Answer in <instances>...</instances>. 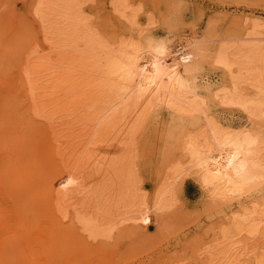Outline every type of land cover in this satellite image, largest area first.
I'll use <instances>...</instances> for the list:
<instances>
[{"label": "bare ground", "instance_id": "6f19581e", "mask_svg": "<svg viewBox=\"0 0 264 264\" xmlns=\"http://www.w3.org/2000/svg\"><path fill=\"white\" fill-rule=\"evenodd\" d=\"M87 1L34 2L41 49L22 48L3 67L13 68L14 78L0 96V116L12 123L4 133L9 160L0 191L11 183L20 192L13 214L3 217L20 229H1L0 264L31 260L24 245L28 216L38 209L48 224L39 236L46 258H61L57 249L72 248L77 236L85 262L106 264L112 249L142 233L140 219L175 208L186 174L203 191L205 217L213 222L197 242L198 264H264V18L233 17L225 32L208 30L200 38L168 31L157 37L150 27L158 20L170 31L183 25V1L148 0L153 7L143 24L141 2L108 0L110 30L85 16ZM210 64L221 72L219 82L198 85L197 73ZM10 93L18 102H8ZM216 106L239 110L246 122L223 121ZM154 131L163 140L155 168L142 165L139 150V138L146 143ZM41 152L49 161L37 160ZM36 162L39 176L27 186L26 171ZM177 258L154 264L190 261Z\"/></svg>", "mask_w": 264, "mask_h": 264}, {"label": "rangeland", "instance_id": "374dc122", "mask_svg": "<svg viewBox=\"0 0 264 264\" xmlns=\"http://www.w3.org/2000/svg\"><path fill=\"white\" fill-rule=\"evenodd\" d=\"M36 1L37 0H0V32L3 31V33L1 32V34H0V43H1L0 44L1 45L0 46V63L2 62V64H0V66L2 65V67H0V71H2V68L6 67V65H7V67H9L8 66L9 64H10V66H12V64L15 62L14 58L18 55V53H17L18 50H22V48H23L24 51L26 50V52L29 53L33 49L34 50H36L37 48H38L37 50L41 49L40 46L43 43V37L40 33V30H39L40 28L38 26V23L36 22V20L34 19V16L32 15V10H33V7H34ZM107 1L108 0H89L84 4V7L88 8L86 10L85 16H86V14L92 15L91 20L93 23L100 24L103 22L105 29L110 30L109 29L110 26L105 25V22L107 20H110L108 18L109 17L108 14H107V12H108V8L106 7ZM136 1H137V3L141 2L143 4V10L142 11H144V12H140L141 13L140 19H141V22L144 24L146 22L145 12L151 11L153 5L150 4V2L148 0H136ZM181 1H183V3H184V7L182 9V16H183L182 17L183 18L182 24L187 29L183 25H179L178 28H175L174 30L170 31L166 27H164V24H162L157 18L156 20H158V22L155 25H153L152 28L150 27V30L153 31V33L157 37L165 36L166 34H168V32H172V33H175L176 36H182L183 37V36H190L191 35V36H194L196 38H200L201 36L204 35V32H206L208 30H210V32L216 33V34L225 32L227 29L226 26H228V20L232 19L233 17L236 18V17L242 16L244 14L247 15V14L252 13L255 16H260V17L264 18V0H260V1L259 0L258 1H253V0L235 1L234 0L235 2L233 0H181ZM248 4H250V5H248ZM252 4H253V6H252ZM158 10L160 12H163L164 9H162V7L160 5L157 8V12H158ZM112 20H113V18H112ZM113 21L116 22L115 20H113ZM115 24L113 27H117V25H115ZM209 25H210V27H209ZM208 27H209V29H208ZM16 28H17V30H16ZM29 29H30V31H29ZM102 29H101V31H102ZM23 30H24V32H23ZM13 32L16 34V36H14L15 34H13ZM18 32H20V33H18ZM2 34H3V36H1ZM111 34L112 33H110V35ZM18 36H19V40L17 39ZM7 38L10 41L7 40ZM12 38H14L15 41H13ZM23 43H25V44H23ZM13 44L17 47H15ZM173 46L175 48L179 47L178 40L176 41V43L174 42ZM11 47H13V48H11ZM7 48H9V49H7ZM6 49L8 50V52ZM10 49H11V51H10ZM5 61L7 64L5 63ZM10 68H12V67H10ZM12 69L10 70L8 68V70H7L8 73L6 72V70L0 72L2 74V75L0 74V96H2L1 93H2L3 88H6L5 85L9 84V82L14 78V74H12ZM3 72L5 73L6 77L4 76ZM197 74L199 75L197 78V84L198 85H200L206 81L212 82V83L219 82V79L222 75L221 72L211 64L204 66ZM11 94L12 93L9 94L10 99H8L9 97L6 98L5 96H3L2 102L3 103L5 102V98L8 99V102H9V100L13 99L14 93L12 95ZM13 100H14V102H18L17 100L15 101V99H13ZM213 111L218 116H220L222 118V120L225 122L232 121V123H236V124L246 122V118H245L244 114L242 112H240L239 110L224 108L221 106L220 107L216 106V107H214ZM8 117H9V115L6 118V121L5 120L3 121L4 118L2 116H0V118H1L0 119V137H1L0 141L4 140L3 142H0V144H1L0 145L1 146L0 157L2 159L1 163H0V171H3L4 173L7 172L6 166L8 164V160H9V157H7L8 155L6 153V150L5 151L2 150L3 148L5 149L4 144H5L6 137H4V133H6L8 129L11 130V127H12V126H10L12 123L8 122V120H9ZM8 123H10V124L8 125ZM158 130H159V128H158ZM158 130H155V131L158 132ZM155 131L153 132L152 135L147 136L146 143H145V140L143 138H139L140 139L139 140V143H140L139 144V147H140L139 150H140L141 155L145 156V157L141 158V163H142V165H150L154 168L157 167L158 164H160V160L162 157L161 156V149H162V145H163L162 138H160L158 134L157 135L154 134V133H156ZM2 143H3V146H2ZM110 145L112 146L113 144H110ZM114 148H116V146ZM145 154H147V155H145ZM38 157H40V158H37V160H39L40 162L44 163L46 161H49V156L47 154L45 155V153H43V152L39 153ZM5 164H6V166H5ZM36 167H37V169H35ZM39 167H41L40 163H39V165H36L35 167L34 166L31 167L28 170L29 173H28V171H26V174L24 177L25 178L24 182L26 184V181H27V186H30V184L32 183V181H33L32 178L39 176V173H40V172H38L40 170V169H38ZM34 171H36V172H34ZM31 172H32V176L30 174ZM5 175L6 174H4V175L2 174V176L4 178H5ZM29 176H31V178ZM6 178L8 179L7 175H6ZM142 180H143V183L146 185V188L148 189L149 185H150V180L146 176V173H145V175L143 174ZM8 181H9V179H8ZM14 189H17V187H15V185H12L10 183L8 191H6L4 189H2V191H0V219H4L3 217H5L7 215H11L14 212L13 211L14 210V202L12 201V199H13V197H15L14 195H19V193H20V192H18V190L16 193V191ZM202 192L203 191L201 190L200 186L198 185L197 181L195 180V178L193 177L192 174L184 175L180 181V184H178V186L176 187V198H177V202L179 201V203L176 202V204L174 206L175 208H173L169 212H166L165 215L162 214L161 216H157L156 214H154V215L148 216V217L145 216V217H143L142 220L140 219V221L143 223V226H144V228L142 229V233H141V231L135 233V235H134L135 238H133L131 241H125L118 248L112 249L113 254H112V257L110 259V262L108 261L106 264H122V263L123 264H154L156 262H160V261H164V260H171V259H174L177 257H178L177 259L187 258V261H188V259H190V261H188L189 264H198V256L194 255L195 251H198V247H197L198 243L197 242H198V240L200 241V239L202 240V238L205 237L204 236L205 232L209 229V227L213 226V222H211V220H209L205 217V208L203 205L204 204V198H203ZM21 204H22V202H21ZM22 205H23L22 208H24V210H25L26 207H24V206H26V205H24V204H22ZM183 209H185V211ZM173 210H175V211L177 210L178 212H174ZM192 210H194L195 213ZM183 211H184L185 215H184ZM35 212H36V215L37 214L39 215V213H42V212H40V209H38ZM35 212H32L31 213L32 215L29 214L30 216L27 215L29 218V220H28L29 225L28 224L27 225H28V228L30 229V230L28 229L30 236H29V241L26 242V240H25L26 243L24 246H25V248H27V252H28V255H29L31 260H27V263L25 261L26 264H66V263L69 264V262L71 260H74V258H73L74 256L76 258L78 257L75 260H80V258L81 259L83 258L84 262L83 261L81 262V260H80V262L74 260L75 263H73L74 262L73 261V262H70V264L71 263L72 264H79V263L80 264H102V262H98V261L93 262V263L85 262L86 259H84V252H81V250H82L81 248L83 246H80L81 243L78 242L77 236L76 237L73 236L72 240H74L76 238L74 240L75 242H73L71 244L72 248L70 246H68V249L71 248L74 251L79 250L78 253L76 252V254H75V252L73 250H68L65 248L63 249L64 246H63L62 240H61V245L63 247L59 244V247H62V248H58L59 250L57 249V251H61L63 253V256L60 255V253H59V255L61 256V258L58 256L59 259L56 258V260H53L50 258H46L47 256L44 253H43L44 255L41 253L42 252L41 248L44 245V243H46V241L40 239L39 236H40V234H43L47 230L48 224H47L46 219L43 218V216H42L43 213H42V215L41 214L39 216L37 215V217L40 218L42 216L41 218H43V219L39 220L34 215ZM177 213H178V215H177ZM188 214H189V216H188ZM194 215H196L197 217L196 216L194 217ZM32 218H33V220H30ZM151 218H153V219H151ZM183 218H185V219L183 220ZM34 219H35V221H34ZM30 222H31V225H30ZM188 222H190L191 224ZM36 223H38V224L36 225ZM16 225L17 224H14L12 227H9V223L7 225V222L5 219H4V221L0 220V231L2 229V231H3L2 233H4V234H6L7 232H10V231H12L14 233V232H16L15 230L20 229V227L18 225L17 226ZM6 226H8V228ZM36 226H37V228H36ZM159 226H161V227H159ZM198 229H200V230H198ZM194 235L196 237L198 235V237H200V238H198V239L194 238L195 237ZM26 238H27V235H26ZM36 241L38 243H36ZM39 242L41 244H39ZM74 245L75 246L78 245L77 246L78 248L76 247V249H75ZM193 245H195V246H193ZM196 247H197V249H195ZM1 249H2V246H1V242H0V255H1ZM31 250L33 253H35V256L33 253L31 254ZM71 252L74 253V256H71V255H73V253H71ZM19 253H22V250H20ZM67 253H68V255H67ZM81 254H83V255H81ZM64 255L69 256L71 258L68 257V260H67V257H65ZM32 256H34V257H32ZM6 257L7 256H5L4 258L6 259ZM4 258H3V260H5ZM88 259H89V257L87 258V260ZM65 260H67L69 262H67V261L65 262ZM0 263H1V261H0Z\"/></svg>", "mask_w": 264, "mask_h": 264}]
</instances>
